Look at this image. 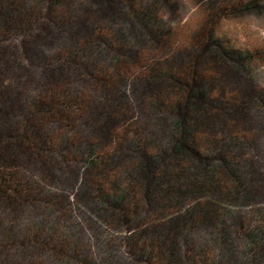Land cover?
<instances>
[{
  "label": "trees",
  "instance_id": "16d2710c",
  "mask_svg": "<svg viewBox=\"0 0 264 264\" xmlns=\"http://www.w3.org/2000/svg\"><path fill=\"white\" fill-rule=\"evenodd\" d=\"M68 1L0 0V43L5 42L7 36L24 34L37 25L42 11L57 27L82 28L77 16L65 14ZM106 2L111 7L106 12L109 18L106 30L101 29V25L94 26L81 39L66 41L61 57L55 54L51 59L38 57L32 59L31 65L47 67L51 60L61 58L76 72H83L81 76L87 75L90 83H96L90 86H103L109 95L112 86L109 80L118 75L119 63L136 62L145 46L163 47L157 61L143 65V74L134 81V87L141 82V86L150 89L146 108L155 126L165 127L162 139L153 129L140 130L133 139L127 135L124 140H118L113 155L100 153V143L111 140L108 136L112 134L110 122L126 120L132 110L131 97L126 92L122 100H129L131 106L125 108L118 102L106 104L100 113L92 98L86 100L84 96L78 101L80 95L75 87L69 86L70 80L60 84L61 87L66 85V90L60 98L55 96L53 104L48 94L38 96L39 101L35 99L37 95L15 96L5 87L0 92V208L5 213L14 212L26 202L33 206L36 216L29 222L12 220L9 225L1 221L0 264H97L81 243L79 222L68 212L52 214L54 208L62 209L64 201H69L68 196L62 197L61 193L71 184L63 180L72 182L74 178L48 162L53 155L68 162L71 159L67 153L70 157L75 153L81 155L76 161L82 165L81 174L88 176L87 183L83 184L85 189L89 187L87 197L97 214L127 229L135 228L134 223L141 220L142 234H151L134 250L138 262L259 264V259L263 262L264 206L254 211V223L247 218L249 223L246 224L245 218L222 203L237 200L249 204L259 199L258 183L251 181L252 167L240 163L237 155L246 152L244 136L252 132L247 123V108L258 120H264V92L260 90L250 96L244 89L251 90L255 86L257 77L250 65L256 55H264V51L240 50L217 32L218 22L235 15L238 8L244 13H259L261 7L257 0H199L198 4L210 7L191 32L189 46L183 52L167 50L169 28L164 19L158 17V11L172 10L174 3L169 0L102 1ZM92 4L94 11L102 14V7L95 1ZM113 5H119L120 11ZM106 62L113 67L108 75L101 71ZM232 76L240 78L245 85L234 86ZM15 97L21 98V114L15 121L8 122L4 116L12 113L16 106L7 104ZM47 104L51 106L48 109ZM80 109L84 113L81 114ZM93 109L98 115L96 125L92 132L86 129L85 133L79 120ZM2 118L5 125H1ZM50 124L66 132L58 134ZM226 127L227 135L222 134ZM69 132L81 133V136L78 140L72 139ZM19 153L33 154L32 159L42 164L37 175L41 178L22 181L20 173L12 171L20 167L16 160ZM46 153L50 154L47 158ZM118 169L116 176L110 174ZM219 170L226 178L216 176ZM47 180L63 190H59V194L49 191ZM85 193L78 194L80 200H72V207H92L83 201ZM212 199L220 202L215 214ZM138 200L144 204V213L161 216L163 223L154 226L145 223L141 219L145 214L136 206ZM210 226L214 230L208 243L202 241L193 247L196 231ZM230 229L237 235L236 240L230 236ZM9 247L20 251L15 263L7 257L5 249ZM207 249L212 251L211 258L206 255ZM34 252L40 254L41 259L32 258Z\"/></svg>",
  "mask_w": 264,
  "mask_h": 264
},
{
  "label": "rangeland",
  "instance_id": "374dc122",
  "mask_svg": "<svg viewBox=\"0 0 264 264\" xmlns=\"http://www.w3.org/2000/svg\"><path fill=\"white\" fill-rule=\"evenodd\" d=\"M94 1L97 5L102 7V14H98L94 11L95 9L92 6V2ZM102 1L104 0H86V2L83 0L68 1L67 6L64 9L65 14L77 16L82 23V28L80 29H70L63 25H61L63 27H57L52 24V21L49 19L50 16L48 17L47 13L42 11L39 23L27 30L26 33L7 36L5 42L0 43V92H3L6 87L10 89L15 96L17 94L37 95L35 99H38L39 101L40 99L38 96L43 97L42 95L48 94V99L50 98L49 102H51L50 104H53L55 102V96L60 98L62 92L66 90V85L61 87L60 84H63L64 80H70L72 85L68 83L69 86L75 87L77 93L80 95L78 101H82L84 96L86 100H91L92 98L91 101H93L94 105L98 106L99 112L103 110L102 106L106 104H116L118 102V105H124L125 108L133 104L132 110L128 117H126V120L118 121V123L110 122V132L112 134H108V136L111 140L106 139L99 145L100 153L113 155L118 140H124L127 135L129 139H133L136 136V132L140 130L150 132L151 129H153L158 133L157 136L162 139L165 127L162 126V128H160L159 126H155L153 118L146 108L145 101L150 89L141 86V84H139L141 82H138V85L134 87V81L136 82V80L143 74L142 66L156 62L159 52L164 48L162 47L159 49L155 48V46L148 45L140 51L136 62L119 63L118 75L112 80H109V84H112L110 88L111 94L109 95L107 94L106 88L103 86H90V84L96 83H90L87 75L81 76L80 73L83 72H76L69 64H65L64 60L61 58L55 61L51 60L52 63L48 64L47 67L44 65H42V67L31 65L32 59L35 60L38 57L45 56V58L51 59L54 57V54L55 56L57 55V57L60 56L70 38L77 41L81 39L88 29L94 26L101 25V29L104 28L103 30H106L107 22L109 21L106 12L109 9L111 10V7L107 2L103 4ZM169 1L174 3L172 10L163 8L162 11H158V17L163 18L169 28V38L166 40V48L167 50H173L174 52H183L184 49L189 46L191 32L200 24L203 16H206L204 12L210 7V5L198 4L199 0ZM257 2L259 7H261L259 13H244L243 11H240L241 8H238V12L235 15L227 16L217 24V32L220 36L227 37L234 47L240 50H250L253 53L256 51H264V0H257ZM119 7V5H113V8L118 12L120 11ZM103 33L106 34V32ZM109 55L111 56V53ZM250 67L252 68L254 75L257 77V80L255 86L252 87L251 90H248L246 87H244V89L247 92L249 91L250 96H253L255 93L261 92L260 90L264 92V55H256ZM112 69V65L106 62L101 71L108 75ZM231 83L236 87L245 85L243 81L236 76H232ZM151 90H153V88H151ZM125 92L130 95V102L132 104L129 100L126 102L122 100ZM20 99L21 98L19 97H15L13 101L7 104L8 106L15 105L16 108L12 113L4 116L6 121L12 122L13 120L15 121L16 117H20ZM3 105L6 104L3 103ZM49 107L51 106L47 104L46 108L48 109ZM111 109H113V107H111ZM80 112L81 114L84 113L81 109ZM95 112L94 109L91 112L87 111L79 120V124L83 127L85 133L86 129L89 133L92 132L96 125L95 120L98 115H95ZM246 113H249L247 114V123L252 127V132L247 137L244 136V140L247 142L246 152L243 155L241 153L240 155L238 154L239 156L237 155V160L244 166L252 167L253 179H251V181L253 183H258L257 190L259 199L256 202L252 201L249 204L237 200H231L229 201L230 204L222 203V205L228 206L234 211V213L245 218L244 221L246 220L245 223L248 224L249 221L247 218H251L250 222L254 223L252 218L254 211L264 206V136H262L264 120H258L254 112L249 108H247ZM4 119L2 118L1 125L6 124ZM49 127L58 134L66 132V130L55 124H50ZM80 128L78 131H80ZM69 133L71 134L70 137L72 139L75 138L78 140L81 136V133H78L77 135H74V132ZM228 133L229 129L226 127L222 134L227 135ZM46 148H48L47 145ZM19 154L17 155L18 157L16 160L20 167L13 169L12 171L14 173L15 171L20 173V180L24 181L28 179L33 182L32 179L41 178V175H37L42 164L36 161L35 158L32 159L33 154ZM49 155V153H46L45 157L47 158ZM62 155L66 158L64 153ZM66 155L71 159L68 160V162H63L56 156L59 159L58 160L55 155L51 156L52 159L48 162L50 164L58 165L62 168L61 173L64 172L67 176L74 178L72 182L63 180L65 184L67 182L68 184H71L66 187L68 191L63 190V187L60 188L58 185L51 183L48 180L45 182V184L48 183L50 185L46 186V188L50 189L49 191L59 194V190H63L64 193L61 194L64 195L62 197L67 195L69 198V201H64L62 209L54 208L52 214L58 216L61 215V213L68 212L74 221L79 222L81 243L89 249L90 254L97 264H146L138 262L134 255L136 247L141 245L144 240L151 237V234L149 233L142 234L143 228L139 227L141 225V220L134 223L135 228L130 227L127 229L124 226H120L117 223L106 219L104 216L97 214L93 209L91 200L87 197L89 187L87 186V189H85L83 184L84 181L87 183L86 179H88V176L81 174L82 165L77 162L78 160L76 161V159H81V155L75 153L72 155L74 159L69 156V153ZM65 163L70 164L67 165ZM115 167H118V165ZM119 172V169L112 170L110 171V174L116 176ZM219 172L220 174L216 175L217 177L226 178V174L223 171L219 170ZM110 174H108V176H110ZM104 183L108 184L107 181H104ZM71 186H73V189ZM82 191H86L83 196V198H85L83 201L89 202L92 206L89 209L79 207L78 205H75L77 209L72 207V200H80L78 194L80 192L82 193ZM186 205L187 204L185 203V206ZM136 206L142 213L146 211L141 200H138ZM211 206L215 211V214L218 211V207H220V202L216 201V199H212ZM70 209H72V212H69ZM3 210V208H0V223L2 221L4 225H9L12 220L16 223H19L20 221L29 222L36 216L35 211H33V206L26 202H23L22 206L14 212L5 213ZM177 212L179 213L181 211ZM144 214L146 217H143L142 215L143 218L141 219H144L145 223L151 226L163 223L164 221H162L161 216L156 217L153 214H148V212ZM2 229L3 228L0 226V233L2 232ZM213 230L214 228L212 229L211 226L207 229H198L192 240V246L199 245L202 241L208 243V239ZM230 236L235 240L237 239V235L234 233L233 229H230ZM237 244H239V247L241 248L242 245H240V243ZM5 250L10 261H14L15 259L19 260L20 251L17 248L9 247ZM207 251V257L211 258L212 251H209V249H207ZM238 256L239 254L236 252V257ZM32 258L41 259L40 254L37 252H34ZM261 261L262 260L259 259L258 263L264 264V260L263 262ZM15 262L16 261L12 263Z\"/></svg>",
  "mask_w": 264,
  "mask_h": 264
}]
</instances>
